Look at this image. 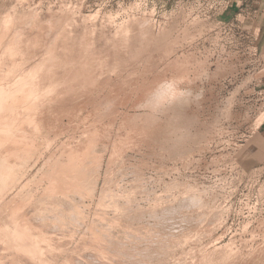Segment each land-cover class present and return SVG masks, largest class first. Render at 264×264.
I'll list each match as a JSON object with an SVG mask.
<instances>
[{"label": "rangeland", "instance_id": "obj_1", "mask_svg": "<svg viewBox=\"0 0 264 264\" xmlns=\"http://www.w3.org/2000/svg\"><path fill=\"white\" fill-rule=\"evenodd\" d=\"M244 2L0 0V116L33 88L0 144V264H264V32ZM12 210L43 255L3 238Z\"/></svg>", "mask_w": 264, "mask_h": 264}, {"label": "bare ground", "instance_id": "obj_2", "mask_svg": "<svg viewBox=\"0 0 264 264\" xmlns=\"http://www.w3.org/2000/svg\"><path fill=\"white\" fill-rule=\"evenodd\" d=\"M13 51V50H12ZM11 51V52H12ZM13 54V52H12ZM11 54V55H12ZM0 88H3V86L0 84ZM23 89V88H22ZM27 89H33L32 86H30V88H24V91L18 93L14 98H12L11 100V103L14 104V105H24V108L23 109H20V110H17V111H8L6 112L3 116H0V119L1 118H6L5 121L3 123L0 124V144L4 143L7 141V139H10V138H15V134L16 132L14 131V129H16L18 127L17 124L15 125H10L11 121H14L18 118H20V115H21V111L22 113L26 112L29 110V108L31 107V105L33 104L32 102H29L27 101L31 94L27 91ZM23 115V114H22ZM26 115V114H25ZM21 120L23 121L26 117L25 116H21ZM2 120V119H1ZM10 120V122H9ZM35 120V119H34ZM21 121V122H22ZM30 121V120H29ZM33 122V119L31 120ZM31 123V122H30ZM30 132V131H29ZM21 137V136H20ZM11 140V139H10ZM25 143V142H24ZM12 144V143H11ZM35 146V145H34ZM180 152V151H179ZM8 155V154H7ZM0 157H3V156H0ZM4 158V157H3ZM6 162V158H4ZM72 159V158H71ZM1 160V159H0ZM0 162V190L2 189L3 187V184H4V179L1 175H4L6 174V170L10 167V166H13L11 165V162H10V165L6 163L4 164L3 162ZM9 160V159H8ZM16 161V160H15ZM18 161V160H17ZM69 162V161H68ZM74 162V161H73ZM53 163V162H52ZM51 163V164H52ZM58 164V163H57ZM60 164V163H59ZM64 164V163H63ZM71 164V163H70ZM9 165V167H8ZM56 165V164H55ZM69 166V165H67ZM71 166V165H70ZM73 166V165H72ZM65 167V166H64ZM11 168V167H10ZM17 168V167H16ZM62 168V167H61ZM75 169V168H74ZM10 170V169H9ZM13 170V169H12ZM56 170V169H55ZM66 170V169H65ZM73 171V170H72ZM10 172V171H8ZM15 172V171H14ZM47 173V172H46ZM45 173V174H46ZM54 173V172H53ZM67 173V172H66ZM59 175V174H58ZM56 176V175H55ZM72 176V175H71ZM70 178V177H69ZM62 180V179H60ZM56 180L54 181H50V183L48 184L47 188H45V191L46 192H57V193H61V194H65L67 195V192L71 189H74V187H72L73 185L71 184L72 182H69L67 185H61L57 182H55ZM80 188V187H79ZM33 193V192H32ZM197 201V200H196ZM79 203V202H78ZM72 208V207H71ZM13 209V208H12ZM165 211V210H164ZM25 213V212H24ZM177 213V212H176ZM28 214V212H27ZM166 215V214H165ZM0 216H1V212H0ZM171 218V217H170ZM5 223H4V227L3 229L1 230L2 233L4 234L3 238H9L7 240H9L10 242H12L15 247L18 249L19 252H22L24 253L23 256L25 255V253L30 256V258H37V252L40 251V248L41 246L39 247V245H37V242L34 241V238L36 235V241H37V237H39V234L37 232V234H33L35 236H32V231H31V225L30 223H28L27 221H25L24 218H22L20 216V214L18 212H10L9 215H7V217L5 216ZM3 221V220H2ZM2 225V224H1ZM36 231V230H35ZM41 232V231H40ZM1 233V232H0ZM2 234V235H3ZM1 236V234H0ZM41 236V235H40ZM2 237V236H1ZM42 237V236H41ZM41 237L39 239H41ZM50 237V236H48ZM38 239V240H39ZM49 239V238H47ZM51 239V238H50ZM112 241V240H111ZM8 242V241H7ZM40 242V241H39ZM38 242V243H39ZM54 242V241H53ZM11 243V244H12ZM40 243H43L42 240ZM44 243H45V240H44ZM48 243V242H46ZM54 244V243H53ZM122 244V243H121ZM13 246V245H12ZM43 246V245H42ZM55 246V245H54ZM56 247V246H55ZM43 248V247H42ZM16 249V250H17ZM44 249H46L44 247ZM53 250V249H52ZM44 251V250H43ZM42 252V251H40ZM39 252V253H40ZM46 252V251H45ZM44 252V254H45ZM42 255H43V252H42ZM18 257V256H17ZM26 258V257H25ZM41 258V257H40ZM39 258V259H40ZM16 259V258H15ZM44 259V257H43ZM19 260V259H18ZM17 261V260H16ZM41 262V261H40ZM46 263V262H45ZM101 263V262H100ZM48 264V263H47Z\"/></svg>", "mask_w": 264, "mask_h": 264}, {"label": "crops", "instance_id": "obj_3", "mask_svg": "<svg viewBox=\"0 0 264 264\" xmlns=\"http://www.w3.org/2000/svg\"><path fill=\"white\" fill-rule=\"evenodd\" d=\"M245 0H241V3H242V5L245 3L244 2ZM253 1V0H252ZM260 9H259V11H260V13H259V17H260V30L262 31V32H264V0H260ZM252 7H255L254 9V11L255 12H257L258 11V8L257 7H259V6H254V4H253V6ZM258 11V12H259ZM256 15H257V13H256ZM264 83V82H263ZM264 85V84H263ZM262 90L264 91V86H263V88H262ZM262 117H264V113L261 115ZM261 128H263V130L261 131V135H259L258 137L259 138H256L253 142H252V146L255 148V149H257V150H259V149H261L262 148V150L264 149V121H263V123L258 127V130L259 129H261ZM246 153L250 156V157H252L251 156V154L248 152V151H246ZM261 154H264V153H260V155Z\"/></svg>", "mask_w": 264, "mask_h": 264}]
</instances>
